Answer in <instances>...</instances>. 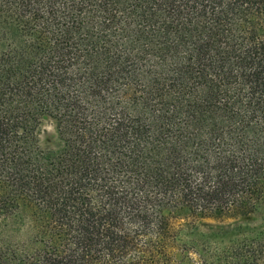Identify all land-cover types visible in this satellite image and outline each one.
I'll return each mask as SVG.
<instances>
[{
    "label": "trees",
    "instance_id": "16d2710c",
    "mask_svg": "<svg viewBox=\"0 0 264 264\" xmlns=\"http://www.w3.org/2000/svg\"><path fill=\"white\" fill-rule=\"evenodd\" d=\"M0 264H264V0H0Z\"/></svg>",
    "mask_w": 264,
    "mask_h": 264
},
{
    "label": "rangeland",
    "instance_id": "374dc122",
    "mask_svg": "<svg viewBox=\"0 0 264 264\" xmlns=\"http://www.w3.org/2000/svg\"><path fill=\"white\" fill-rule=\"evenodd\" d=\"M42 139L47 146H55L56 130L50 122H47L44 126Z\"/></svg>",
    "mask_w": 264,
    "mask_h": 264
}]
</instances>
